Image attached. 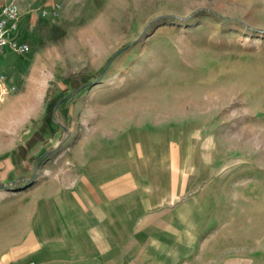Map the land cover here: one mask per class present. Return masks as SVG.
<instances>
[{
  "label": "rangeland",
  "instance_id": "374dc122",
  "mask_svg": "<svg viewBox=\"0 0 264 264\" xmlns=\"http://www.w3.org/2000/svg\"><path fill=\"white\" fill-rule=\"evenodd\" d=\"M41 25L31 52L0 54V115L41 79L36 108L0 121L17 168L1 203L113 161L137 172L131 194L159 184V261L129 264H264V0H69Z\"/></svg>",
  "mask_w": 264,
  "mask_h": 264
},
{
  "label": "crops",
  "instance_id": "0c3cea01",
  "mask_svg": "<svg viewBox=\"0 0 264 264\" xmlns=\"http://www.w3.org/2000/svg\"><path fill=\"white\" fill-rule=\"evenodd\" d=\"M3 2L0 0V11ZM17 2L20 18L13 36L28 42L31 52L39 42L41 22L59 17L69 0ZM9 64L15 69L21 62ZM35 66L33 63L31 71ZM0 67L6 75L1 60ZM30 76L37 77L35 73ZM8 93L0 107L5 105ZM4 114L7 112L0 115V121ZM16 169L11 154L0 156V264H129L133 254L139 253L145 259L159 261L158 183L144 185L131 194L129 187L137 172L131 167H115L113 161H102L82 168L74 188L35 190L29 204H20L19 198L3 204L1 184L5 174ZM129 243L138 247L127 253L123 245Z\"/></svg>",
  "mask_w": 264,
  "mask_h": 264
},
{
  "label": "built area",
  "instance_id": "2783aa9c",
  "mask_svg": "<svg viewBox=\"0 0 264 264\" xmlns=\"http://www.w3.org/2000/svg\"><path fill=\"white\" fill-rule=\"evenodd\" d=\"M20 8L17 0H4L0 11V53L11 51L26 53L30 50V44L13 36V31L18 27ZM12 89L8 87L6 75L0 67V102L4 95Z\"/></svg>",
  "mask_w": 264,
  "mask_h": 264
},
{
  "label": "bare ground",
  "instance_id": "6f19581e",
  "mask_svg": "<svg viewBox=\"0 0 264 264\" xmlns=\"http://www.w3.org/2000/svg\"><path fill=\"white\" fill-rule=\"evenodd\" d=\"M41 91V85L39 84V80L34 77L26 92L21 98H17L19 103H15V111L17 112L18 116L17 118H13L11 116L3 115L1 121H6L7 125L14 127L19 120L22 119V116L25 114H29L31 111H33L36 108L37 102H38V95ZM16 101V100H15ZM17 101V102H18ZM4 119V120H3Z\"/></svg>",
  "mask_w": 264,
  "mask_h": 264
},
{
  "label": "trees",
  "instance_id": "16d2710c",
  "mask_svg": "<svg viewBox=\"0 0 264 264\" xmlns=\"http://www.w3.org/2000/svg\"><path fill=\"white\" fill-rule=\"evenodd\" d=\"M91 76L92 73L88 72L87 69H83L79 72L72 73L67 79L68 87L65 88V93L69 92L68 93L69 95L66 98H64L63 101H65L66 99H70L71 96H73L74 94H78L84 89H86L89 86L90 82H92L89 80ZM74 80H78V83H74ZM70 84H74V87L73 88L69 87Z\"/></svg>",
  "mask_w": 264,
  "mask_h": 264
}]
</instances>
